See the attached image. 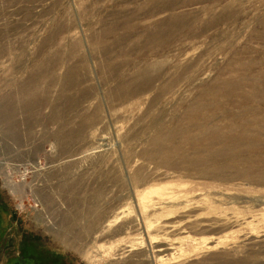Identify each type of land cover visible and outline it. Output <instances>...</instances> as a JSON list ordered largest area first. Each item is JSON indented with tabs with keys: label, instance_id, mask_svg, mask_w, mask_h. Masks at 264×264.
Instances as JSON below:
<instances>
[{
	"label": "rangeland",
	"instance_id": "1",
	"mask_svg": "<svg viewBox=\"0 0 264 264\" xmlns=\"http://www.w3.org/2000/svg\"><path fill=\"white\" fill-rule=\"evenodd\" d=\"M0 264H264V0H0Z\"/></svg>",
	"mask_w": 264,
	"mask_h": 264
},
{
	"label": "bare ground",
	"instance_id": "2",
	"mask_svg": "<svg viewBox=\"0 0 264 264\" xmlns=\"http://www.w3.org/2000/svg\"><path fill=\"white\" fill-rule=\"evenodd\" d=\"M196 111V110H195ZM198 114V113H197ZM247 119V118H246ZM203 123L202 124H199L198 125V128H202L205 130L204 131H201V134H197V136H199V138H201V140L205 143H208L207 145L209 146L211 143L213 144L214 142H219L221 139H226L228 142H231V145H228V146H235L237 143H248L249 142H252L253 143V140L254 139H251V138H254V137H257L259 135H261L260 133V130H258L257 132H251L249 131L250 130V127H246L247 125H245L246 123H244V125H241L243 123H241L240 125L238 126H234V127H231L233 126V124H231V126L229 128H231V130H228V133L227 134H224L225 136H223V134L220 133V129L219 127H210L208 129H206L205 126L209 127L208 124H207V120L209 121L210 118L208 117L207 119H203ZM243 120V119H242ZM255 121V118L251 119V121H249L250 124H253ZM256 123V122H255ZM235 125V124H234ZM188 127V126H187ZM187 127H186V130L183 131L184 133V137L186 135V137L188 138V134H189V129L187 130ZM262 127V126H261ZM211 129V130H209ZM189 131V132H188ZM212 131V132H211ZM228 138V139H227ZM189 140V138H188ZM194 140L197 141V139L194 138ZM158 141V140H157ZM219 144V143H218ZM255 144V143H254ZM226 146V145H225ZM241 146V145H240ZM245 146V145H244ZM236 147V146H235ZM226 148V147H225ZM253 148V147H252ZM251 148V149H252ZM179 150H181L179 148ZM176 152H178V149L175 150ZM230 151V150H229ZM7 186V185H6Z\"/></svg>",
	"mask_w": 264,
	"mask_h": 264
}]
</instances>
